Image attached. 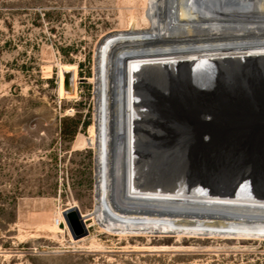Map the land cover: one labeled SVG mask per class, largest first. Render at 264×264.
<instances>
[{"label": "rangeland", "instance_id": "obj_1", "mask_svg": "<svg viewBox=\"0 0 264 264\" xmlns=\"http://www.w3.org/2000/svg\"><path fill=\"white\" fill-rule=\"evenodd\" d=\"M209 3L216 8L213 0H0V264H205L212 257L264 264V231L146 234L121 222L101 225L97 212L86 216L88 234L73 242L62 218L68 206L86 215L96 205L95 146L87 140L96 124V86L101 105L105 86L95 78V61L101 78L109 40L214 34ZM101 40V50L107 44L104 64L101 51L95 59ZM64 64L76 73L75 91L65 95ZM161 68L138 70L137 186L264 196V165L238 153L178 150L166 137L164 113L175 101L264 90V60ZM98 153L105 160L103 149ZM205 219L214 230L231 221Z\"/></svg>", "mask_w": 264, "mask_h": 264}, {"label": "bare ground", "instance_id": "obj_2", "mask_svg": "<svg viewBox=\"0 0 264 264\" xmlns=\"http://www.w3.org/2000/svg\"><path fill=\"white\" fill-rule=\"evenodd\" d=\"M213 1L217 6L210 9L209 3L208 12L210 18L214 16V34L198 36L196 33H180L185 35H176L172 40L144 39L147 35L166 37L164 34L130 35L132 39L129 40H126L128 36L113 38L109 40L113 46L108 51V69L102 65L107 72H103L104 76L101 78L95 61V78L105 86L102 105L98 96L100 88L96 86L98 121L91 127V137L87 138V144L95 146L98 160V195L96 209L82 215L85 223L86 216L94 218L97 212H101V221H98L101 225L105 221H116L127 224L129 230L145 232L154 229L165 232L181 229L191 232L202 227L214 230L216 227L207 225L205 218L231 220L225 223V226L217 227L221 229H233L235 232L264 231V196L253 193L237 195L230 192H202L193 189L143 188L138 187L135 182L139 124L138 70L214 61L264 60V0ZM194 3L197 5L198 0H194ZM192 18L197 26L196 30H200L199 14L195 13ZM101 42L102 40L98 49L104 58V64L107 44L101 50ZM97 57L96 55V59ZM75 80L74 66L61 65L60 84L63 95L75 91ZM65 82H68L66 90ZM100 113L102 121L99 122ZM102 149L105 160L102 158L101 162L98 152ZM102 168L104 175L100 173ZM106 212L110 215H105ZM177 217L187 218V224L179 223ZM126 221L131 222L133 226Z\"/></svg>", "mask_w": 264, "mask_h": 264}, {"label": "water", "instance_id": "obj_3", "mask_svg": "<svg viewBox=\"0 0 264 264\" xmlns=\"http://www.w3.org/2000/svg\"><path fill=\"white\" fill-rule=\"evenodd\" d=\"M98 46L95 50V59ZM95 73L96 64H95ZM95 102V121H98ZM167 121L166 137L182 152H196L200 156L212 154L243 155L254 163L264 165V90L250 92H227L206 100L194 102L185 99L164 106ZM95 160V196L98 195ZM96 209L95 207L93 208ZM106 211V210H105ZM67 228L74 239L88 234V227L77 206H68L62 211ZM105 215H110L106 212ZM235 233L233 229L209 230L202 227L196 231L181 229H154L147 234H191L207 236L212 233ZM252 234L250 236H261Z\"/></svg>", "mask_w": 264, "mask_h": 264}, {"label": "trees", "instance_id": "obj_4", "mask_svg": "<svg viewBox=\"0 0 264 264\" xmlns=\"http://www.w3.org/2000/svg\"><path fill=\"white\" fill-rule=\"evenodd\" d=\"M191 256V255H190ZM205 264H224V260L222 259H217L216 257H212V259Z\"/></svg>", "mask_w": 264, "mask_h": 264}, {"label": "built area", "instance_id": "obj_5", "mask_svg": "<svg viewBox=\"0 0 264 264\" xmlns=\"http://www.w3.org/2000/svg\"><path fill=\"white\" fill-rule=\"evenodd\" d=\"M57 224L60 225L61 224V221H59Z\"/></svg>", "mask_w": 264, "mask_h": 264}]
</instances>
